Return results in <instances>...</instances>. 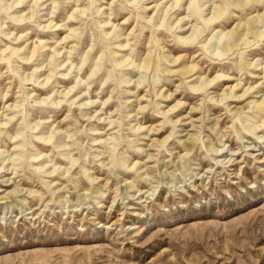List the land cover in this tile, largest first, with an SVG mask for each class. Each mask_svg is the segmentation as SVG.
<instances>
[{
	"label": "rangeland",
	"instance_id": "1",
	"mask_svg": "<svg viewBox=\"0 0 264 264\" xmlns=\"http://www.w3.org/2000/svg\"><path fill=\"white\" fill-rule=\"evenodd\" d=\"M0 264H264V0H0Z\"/></svg>",
	"mask_w": 264,
	"mask_h": 264
},
{
	"label": "bare ground",
	"instance_id": "2",
	"mask_svg": "<svg viewBox=\"0 0 264 264\" xmlns=\"http://www.w3.org/2000/svg\"><path fill=\"white\" fill-rule=\"evenodd\" d=\"M175 62V61H174ZM194 67H189V68H187L186 70H184V71H182L180 74L181 75H189V74H191L192 72H194Z\"/></svg>",
	"mask_w": 264,
	"mask_h": 264
}]
</instances>
